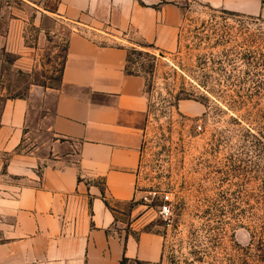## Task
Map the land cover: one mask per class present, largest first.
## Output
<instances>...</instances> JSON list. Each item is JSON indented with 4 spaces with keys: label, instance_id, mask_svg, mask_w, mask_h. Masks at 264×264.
Here are the masks:
<instances>
[{
    "label": "rangeland",
    "instance_id": "374dc122",
    "mask_svg": "<svg viewBox=\"0 0 264 264\" xmlns=\"http://www.w3.org/2000/svg\"><path fill=\"white\" fill-rule=\"evenodd\" d=\"M172 2L181 14L174 50L148 48L131 36L121 41L126 69L145 76L150 100L133 201L142 205L137 224L163 233L165 264H253V256L243 263L245 255L228 244L250 243L248 224L264 204V84L253 82L264 79V17L198 0ZM40 11L28 0H0V113L8 98H29L31 131L19 149L44 152L56 137L52 118L76 28ZM250 50L257 57L244 56ZM165 202L166 216L158 210ZM133 203L119 214L125 228ZM219 217L229 247L194 252L195 229L203 235L202 224Z\"/></svg>",
    "mask_w": 264,
    "mask_h": 264
},
{
    "label": "crops",
    "instance_id": "0c3cea01",
    "mask_svg": "<svg viewBox=\"0 0 264 264\" xmlns=\"http://www.w3.org/2000/svg\"><path fill=\"white\" fill-rule=\"evenodd\" d=\"M28 1L76 29L52 118L56 137L45 151L19 149L31 131L29 98H8L0 113V264H121L123 256L165 264L163 233L137 224L150 100L145 76L126 69L121 41L174 50L180 7L174 0ZM198 1L264 17V0ZM128 202L125 228L119 214Z\"/></svg>",
    "mask_w": 264,
    "mask_h": 264
},
{
    "label": "trees",
    "instance_id": "16d2710c",
    "mask_svg": "<svg viewBox=\"0 0 264 264\" xmlns=\"http://www.w3.org/2000/svg\"><path fill=\"white\" fill-rule=\"evenodd\" d=\"M224 11L231 12L234 14H242L236 11L228 10L222 8ZM245 15V14H243ZM254 16V15H251ZM244 56L249 57H257V55H253V51L250 50V53H244ZM254 61V64H262L260 61ZM131 72V71H130ZM257 86H261V84H264V79H257L253 80ZM260 198H264V189H261L260 192ZM212 214H214L213 209L210 210ZM253 224H248L251 227V241L247 246L240 245V243L236 242V240H233V243L228 244L232 249L239 250L240 254L245 255L244 257H239L241 262L247 263V257L253 256V264H264V204L260 207H258V212H256V215L253 219ZM242 222V221H241ZM244 224V223H243ZM202 231H205V233L202 235L198 233L199 230L195 229L194 231V237L192 238V245L194 246V252H201V253H209L210 249H214L217 247H229L224 242V236H225V220L221 217L214 218L213 222H206L203 223ZM232 260L235 261L233 256L230 257ZM202 259V258H201ZM121 264H145V261L140 259H130L127 256H123L121 259Z\"/></svg>",
    "mask_w": 264,
    "mask_h": 264
},
{
    "label": "built area",
    "instance_id": "2783aa9c",
    "mask_svg": "<svg viewBox=\"0 0 264 264\" xmlns=\"http://www.w3.org/2000/svg\"><path fill=\"white\" fill-rule=\"evenodd\" d=\"M158 210L162 215H164V216L168 215V213L170 212L169 204L167 202H165V203L159 205Z\"/></svg>",
    "mask_w": 264,
    "mask_h": 264
}]
</instances>
